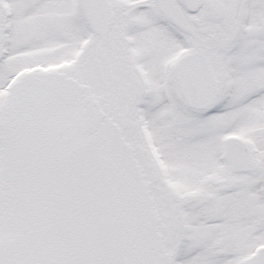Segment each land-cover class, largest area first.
Wrapping results in <instances>:
<instances>
[{"label":"snow or ice","instance_id":"6c2138e0","mask_svg":"<svg viewBox=\"0 0 264 264\" xmlns=\"http://www.w3.org/2000/svg\"><path fill=\"white\" fill-rule=\"evenodd\" d=\"M0 264H264V0H0Z\"/></svg>","mask_w":264,"mask_h":264}]
</instances>
